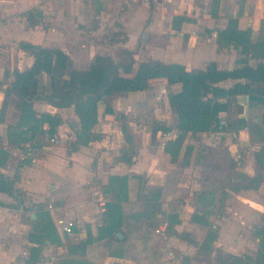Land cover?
I'll return each mask as SVG.
<instances>
[{
	"label": "rangeland",
	"instance_id": "rangeland-1",
	"mask_svg": "<svg viewBox=\"0 0 264 264\" xmlns=\"http://www.w3.org/2000/svg\"><path fill=\"white\" fill-rule=\"evenodd\" d=\"M141 1L142 4L135 11L137 19L131 24L128 19L119 18L114 26L109 24L113 21L110 19L113 15L111 13H108V19L101 20L103 23L98 25L99 36L93 35V38L101 37V49L92 62L97 55H103L118 63L127 64L130 58L125 50H133L134 67L128 74H134L140 63L154 60L152 58H162L165 50L174 48L186 56V67L193 70L204 68L214 57L220 67L256 64V59L240 54L232 45L218 47L214 38L222 25L235 15L242 26L253 23V40H264V0H177L174 5L169 1L167 14H172L175 8L180 7L181 14L178 18H185L175 28L171 18L163 17L159 7L160 0ZM186 4L194 5V10L187 12ZM123 5L121 11L126 17L131 5L126 0H123ZM261 7V13L256 12ZM30 15L36 19L40 16L37 12H31ZM157 17L160 18V23H157ZM131 37L134 39L133 48L127 49L124 43ZM105 43L110 46L104 45ZM215 48L222 52L215 53ZM195 49H201L205 52L204 55L201 58L193 55L191 52ZM85 62L84 59L82 66L87 65ZM67 70L68 68L57 72V75H66ZM151 84V88L142 90L141 93H129L133 96L126 99L134 106L132 111L113 114L122 130L125 127L131 134L136 131L138 136L136 139L132 136V143L123 144L118 156L109 154L99 158L94 154L95 149L94 152H89L91 155L84 153L78 158H70L69 151L68 164L82 166L84 170L87 167L94 174L93 185H100V195L107 200L105 218H98L93 225H85V239L76 238V232L74 235L61 234L59 242L47 240L49 243L42 244V253H46L34 264H121L115 258L123 257L135 258L138 264H264V169L255 159V152L264 145V129L260 120L264 101L252 99L247 104L249 106L245 108V113L248 115L249 129L236 131L237 136H234L232 130L214 132L215 135L227 134L230 140L237 142L235 159L218 147L210 149L200 142L196 133H192L188 139L185 138L175 161L170 155L168 161L165 158L157 159V168L139 169L140 175H134L133 169H129L132 168L131 161L122 160V155L131 157L135 150L137 152L139 145L145 143L147 149L144 156L153 155L152 145L157 144L156 138L153 143L151 141L154 126L171 123V127L175 129L177 123V114L167 106L166 97L178 85L169 84L166 78H154ZM116 95L108 99L110 104L117 103L119 106L121 101L127 102L125 98ZM59 108L72 131L80 129V118L74 107ZM239 108L237 102H233L227 111L228 115L223 119L231 120L239 112ZM57 114L62 120V114ZM131 117L135 122H130ZM23 121L27 119L23 117ZM93 127L90 139L94 134ZM67 131L68 128L65 129ZM176 131L175 129L174 133ZM28 133L26 138L29 139L31 136ZM157 133L159 137L164 136L163 130ZM194 140L199 141L200 145L193 146ZM213 141L217 142L215 146H221L223 138L215 136ZM37 143L38 148L53 146L46 135L40 137ZM117 163L124 167L120 169V173L112 174L110 168ZM98 180H103L104 183L97 184ZM84 188L87 189L86 186ZM110 203L120 205V213L115 215L116 224L107 220ZM30 208L31 205L28 209ZM43 213L44 218L50 215L56 223L52 214ZM192 214L198 220L193 217L191 219ZM164 220L168 222L167 228L158 232V226ZM189 227L192 230L189 231ZM208 228L216 229L217 232L211 246L205 242L210 231ZM120 231L124 233L121 241L117 238ZM190 236L199 238L193 256L185 255L179 248L170 254L168 237H177L186 242L190 241ZM50 246H53L52 250ZM83 246L84 251L81 249ZM141 248L149 253L150 260L142 261L144 255L140 254ZM20 263L25 261L18 262Z\"/></svg>",
	"mask_w": 264,
	"mask_h": 264
},
{
	"label": "crops",
	"instance_id": "crops-1",
	"mask_svg": "<svg viewBox=\"0 0 264 264\" xmlns=\"http://www.w3.org/2000/svg\"><path fill=\"white\" fill-rule=\"evenodd\" d=\"M126 1L130 2L131 7L128 10V15L125 17L121 11L124 7L123 0H98L97 3H93L92 0H0V109L3 107L6 98V89L13 79V71L15 69L25 70L32 66L34 62V56L21 47V42L62 49L69 56L67 73L73 68H87L88 65H91L96 53H99V49H101V41L99 40L101 37L97 39L93 38V35L99 36L98 25L99 23H103L101 20L108 19V13L113 14L110 18L113 21L109 22L113 26L118 18L121 20L128 19L130 24L134 19H137L135 11L138 10L137 8L142 1ZM143 1L146 2V0ZM169 1L173 5L177 2V0H160L159 7L162 9L163 17L171 18L174 26V20L176 17H179L181 11L180 7H177L173 8L172 14H167ZM147 5L148 3L145 5L146 8ZM186 5L187 12L190 13L194 10V5ZM262 8H257L256 12L261 13L262 10L260 9ZM147 11L146 14L148 15L149 12ZM31 12L33 14L37 12L40 16L36 19L30 15ZM233 17L236 16L233 15ZM156 20L157 23H160L159 17ZM183 21L184 19L181 22ZM259 22L261 23V21ZM180 23L178 22V25ZM95 24L96 27H94ZM226 24L222 25L220 29L224 28ZM248 25L242 26L239 23L241 28H248L251 25L254 27L253 23H248ZM89 32H91L92 36ZM130 33L132 34V30H130ZM213 35L215 36L216 32ZM216 38H214V41L217 44ZM133 41L132 37L129 38L124 43V46L127 49L133 48ZM104 45L110 46L107 43ZM215 50V53H220L221 51L219 48H215ZM191 53L201 58L205 52H202L201 49H195ZM185 58L186 56L182 55L179 49L175 50L171 48L165 50L162 58L152 59L163 62H180L186 66L187 60ZM84 59L86 61L85 64H87L85 65L86 67L82 66L84 65ZM213 60L218 61L216 57ZM126 75L131 76L133 73ZM49 81L50 77L48 75H42L41 82L46 92L51 90ZM234 82L235 80L228 79L221 82L220 85L228 87L233 85ZM177 85L178 87L175 91H178L181 87L180 84ZM129 93L124 94L125 96L122 94H117L116 96L128 99V97L133 96ZM250 100L252 98L249 95H239L234 102H237L240 108L242 107V112L239 111L231 118V120H236L241 115H244L247 120V126L244 128L246 130L249 129V125L245 108L249 106L247 104L251 102ZM16 103L17 97L11 95L8 98L4 111L1 112L0 110V155L3 150L6 154L2 158L7 157L6 163L4 165L0 164V177H5L15 182L13 195L0 190V264H18V262L23 260L26 261L30 254V249L33 246H37V243L29 239V233L33 230L35 222L38 220L37 218L43 212H49L55 217L56 223H54L60 235H68L62 231L59 223L60 219L67 217L75 222L73 233L69 235H74L77 232L76 238L85 239L87 235L85 225L87 223L93 225L98 218H103V216L105 218L107 200L103 195H100L101 192L98 190L100 185L98 187L93 185L94 174L91 171L89 172L87 167L84 170L82 166L68 164L67 157H69V151L70 158H78L81 154L92 153L95 149L94 154H97L99 158L109 154L118 156L120 147L126 143L119 122L113 117V114L104 112L103 103L99 106V118L93 127L94 134H92V138L88 144L77 148L74 147V143L77 141L78 129L72 131V127H69L66 120L64 121L65 118L59 107L45 100H37L34 102L36 113L33 119L23 121V116ZM112 107L115 113L125 111L127 114L133 110L134 106L127 100V102L121 101L119 106H117V103H112ZM43 113H49L56 117H59L57 113L62 114V120L59 117L61 123L53 135L33 130L34 118H40ZM226 115H228L227 111L221 112L219 115L223 123L227 121L223 119ZM130 120V122H135L133 117ZM171 125L170 123L168 126ZM48 128V122H44L43 129L47 130ZM67 128L68 131L65 132ZM175 129L172 128L169 132H164V136L161 137H159L158 133L153 136L151 132L152 143L154 138L157 140V144L152 145L154 150L151 154L153 155L147 154V156H144L147 144L139 145V149L137 152L135 150L131 160L132 168H129L133 169L132 174L140 175L139 169L157 168L158 163L155 164L157 159L161 160V158H165L164 160L168 161L169 155L165 153L164 146L167 140L176 137L177 131L174 133ZM27 130L29 133L23 132ZM214 132L219 131H211L209 133L197 132L196 137L201 140V143L209 146L210 149L218 147L223 151H227L230 157L235 159L237 142L230 140L227 134L217 133L215 135ZM234 132L236 133V131ZM27 133L31 138H26L28 137L26 136ZM45 135L48 136L53 149L47 146L38 148L37 145L39 143L37 142L39 138ZM131 135L135 139L138 138L136 131L135 134ZM190 135L192 133H188L186 139ZM53 136L56 137L57 141H51V137ZM215 136L218 139L223 138L221 146H215V143H217L213 141ZM200 142L194 140L192 145L197 147L200 145ZM123 167L121 163H117L110 168V171L112 174L120 173V169ZM100 183H104V181L98 180L97 184ZM30 205L31 208L28 209ZM33 212L35 213L34 218L31 216ZM192 217L193 214L191 215V219ZM167 225V220H164L159 224L158 228L166 230ZM188 230H192V227H189ZM182 231L186 230L182 229ZM121 233V237L117 233L119 241L123 240L124 237V233ZM198 239L196 236H190V241H186V243L177 237H168V245L172 249H170V254H173L179 248L184 251L185 255L193 256ZM46 243H49V241H46ZM50 247L52 250L53 246ZM144 248L146 249V246ZM45 253H42L41 250V257ZM140 254L144 255L142 261L150 260L149 253L143 248H141ZM115 260H118L121 264H138L137 259L132 257L115 258Z\"/></svg>",
	"mask_w": 264,
	"mask_h": 264
},
{
	"label": "trees",
	"instance_id": "trees-1",
	"mask_svg": "<svg viewBox=\"0 0 264 264\" xmlns=\"http://www.w3.org/2000/svg\"><path fill=\"white\" fill-rule=\"evenodd\" d=\"M183 19L185 20L176 17L174 27H179L178 22ZM216 42L219 47L232 45L240 54L256 59V64L220 68L218 63L212 60L204 68L193 70L187 69L180 62L151 60L140 63L138 69L130 76L126 74L133 71L134 51L125 50L130 58L127 64L97 55L89 67L73 68L66 75L58 76L57 72L66 70L69 63V56L62 49L21 42V47L34 56V62L25 70L13 71V79L6 89V98L0 110L4 111L11 95L17 97V107L27 121L36 113L34 102L37 100H45L56 107L73 106L80 118V129L77 131V141L74 143V147L77 148L89 143L90 131L98 122L101 103L104 104L105 113L115 114L112 104L108 102L109 98L116 94L149 89L152 87V79L166 78L169 84L181 86L178 91L171 92L166 97L167 106L177 114V135L166 141L164 151L175 161L188 133L228 130L238 132L247 126L244 115L224 123L219 117L221 112L230 109L239 95H249L254 100L264 101V40H253L252 28H241L238 18L232 16L226 26L218 30ZM45 74L50 77L49 92L45 91L41 82V77ZM228 79L235 80L234 84L228 87L220 85ZM239 109L242 112V107ZM260 120L264 128V111ZM34 122L32 126L34 131L39 130L40 133L53 135L61 120L49 113H43L40 118H34ZM44 122L49 124L47 130L43 129ZM152 130L155 136L159 130L167 133L172 127L162 124L154 126ZM123 133L126 143H132L133 138L129 130L123 127ZM4 154L6 152L2 150L1 165L7 160V157L2 158ZM133 155V153L131 157L122 155L121 159L130 162ZM255 159L264 169V145L255 152ZM14 185V180L0 177V190L13 195ZM108 210L107 220L116 224L115 215L120 213V205L110 203ZM193 219L198 220L197 216ZM216 237V229L210 228L205 240L206 244L211 246ZM29 239L37 243V246L30 249V254L23 264H34L41 258L42 244L47 240L53 243L59 242L61 237L50 215L44 218L42 213L29 233ZM81 249L84 251L85 247Z\"/></svg>",
	"mask_w": 264,
	"mask_h": 264
},
{
	"label": "built area",
	"instance_id": "built-area-1",
	"mask_svg": "<svg viewBox=\"0 0 264 264\" xmlns=\"http://www.w3.org/2000/svg\"><path fill=\"white\" fill-rule=\"evenodd\" d=\"M233 134H234V136L236 135L235 132ZM51 141H53V142L57 141L56 137L55 136L51 137ZM59 223H60L61 229L64 233H66V234H72L73 233V227L75 226L74 220L65 217V218L60 219ZM157 231L159 232L160 229L158 228Z\"/></svg>",
	"mask_w": 264,
	"mask_h": 264
},
{
	"label": "water",
	"instance_id": "water-1",
	"mask_svg": "<svg viewBox=\"0 0 264 264\" xmlns=\"http://www.w3.org/2000/svg\"><path fill=\"white\" fill-rule=\"evenodd\" d=\"M31 216L34 218V217H35V213L33 212V213L31 214ZM118 236L121 237V236H122V233H121V232H118Z\"/></svg>",
	"mask_w": 264,
	"mask_h": 264
}]
</instances>
